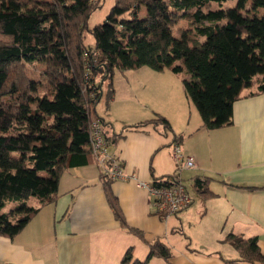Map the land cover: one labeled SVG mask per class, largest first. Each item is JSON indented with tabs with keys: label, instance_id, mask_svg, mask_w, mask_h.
I'll return each instance as SVG.
<instances>
[{
	"label": "trees",
	"instance_id": "16d2710c",
	"mask_svg": "<svg viewBox=\"0 0 264 264\" xmlns=\"http://www.w3.org/2000/svg\"><path fill=\"white\" fill-rule=\"evenodd\" d=\"M228 1L234 3L223 7ZM102 4L0 0V236L14 237L39 207L58 198L67 168L95 158L91 121H99L105 152L117 159L107 144L120 134L107 136V123L95 111L103 95L107 106L113 100L115 70L185 71L184 94L206 130L232 124L233 104L245 89L256 85L249 96L264 92V0H113L90 29V16ZM181 22L188 27H178ZM85 32L92 46H85ZM148 123L160 125L162 134L170 130L161 116L129 126ZM30 197L38 206L27 204ZM9 203L15 207L7 210ZM225 241L238 254L228 263H264L255 237L229 233ZM154 255L172 253L155 241L144 260H132L128 249L120 264H147Z\"/></svg>",
	"mask_w": 264,
	"mask_h": 264
},
{
	"label": "crops",
	"instance_id": "0c3cea01",
	"mask_svg": "<svg viewBox=\"0 0 264 264\" xmlns=\"http://www.w3.org/2000/svg\"><path fill=\"white\" fill-rule=\"evenodd\" d=\"M123 72V93L113 80L108 116H97L106 121L107 136L120 134L107 151L127 177L103 178L92 156L67 168L58 198L39 207L14 237L0 236V264H120L128 249L132 260L141 261L155 241L172 256L154 255L147 264H231L238 254L225 241L229 233L255 237L264 255V92L249 96L256 85L245 89L233 104L232 124L206 130L180 79L171 83L164 71L146 67ZM120 104L125 108L118 111ZM160 116L169 122L167 133L150 123L129 126ZM174 144L195 158V169L177 172ZM171 176L188 190L191 203L164 217L155 210V196L137 181Z\"/></svg>",
	"mask_w": 264,
	"mask_h": 264
},
{
	"label": "built area",
	"instance_id": "2783aa9c",
	"mask_svg": "<svg viewBox=\"0 0 264 264\" xmlns=\"http://www.w3.org/2000/svg\"><path fill=\"white\" fill-rule=\"evenodd\" d=\"M91 148L96 162L100 167L101 175L110 179H125L122 164L116 158H111L104 149L103 137L101 136L99 121L97 119L90 123ZM172 157L180 164L177 172L182 169H195L197 164L192 155H184L178 144L172 146ZM138 185L146 188L155 196V210L163 213L164 217L176 214L186 209L191 203V196L188 190L179 180L173 176L160 181L159 183H144L137 181Z\"/></svg>",
	"mask_w": 264,
	"mask_h": 264
},
{
	"label": "rangeland",
	"instance_id": "374dc122",
	"mask_svg": "<svg viewBox=\"0 0 264 264\" xmlns=\"http://www.w3.org/2000/svg\"><path fill=\"white\" fill-rule=\"evenodd\" d=\"M228 3L224 4L223 7H226V6H229V5L233 4L234 1H228ZM112 5H113V0H103L102 7L97 9V10H95L91 14L90 19L88 21V27L91 29L94 25H96L98 23H101L103 21V19L105 18V16L107 15V13L109 12V9L111 8ZM249 5L250 4L247 5V8L249 7ZM211 7H212V9H215L217 7V5L214 4ZM178 27H188V26L186 25V22H181L178 25ZM176 32L178 34V31H176ZM84 34H85V41H84L85 42V46H92L93 43H94L93 36L89 32H85ZM32 68H34L35 71H30V74L33 77H36V74L39 71L40 67H39V65H35ZM34 69H32V70H34ZM163 71H164L163 73H165V75L169 79V82H171V83H173L171 81L172 77L174 79H177V80L180 79L181 81H183V79H186V77H187V73L185 71L180 72L179 75L170 72L168 69H165ZM112 79L116 82V84H120L121 94H122L123 90L125 88V83H126V78H125L124 72L123 71H119V70H115L114 73H113V78ZM258 80H259V76L256 78V82H258ZM103 89L105 90V85H103ZM104 94H106V90L104 91ZM106 103H107L106 102V97H105V95H103V98L95 105L96 114L101 116V117H103V118H106L108 116V115H106V106H107ZM190 103H192V102H190ZM124 108H125V106L123 104H120L118 106L117 110L119 111V110L124 109ZM113 122H115V121L113 120ZM39 174L42 175V176H45V173H43V172H40ZM190 192H191V189H190ZM36 204H37L36 198L30 197L28 199V205L35 206ZM14 207H15L14 203H9L8 205H6V209L7 210H9L11 208H14ZM184 228H185L184 230H186L187 233L192 232L190 229H188L187 226H185ZM182 237L184 238L185 235L183 234ZM187 239H189V238H187ZM190 239H189L190 246H192ZM185 242H187V240H185Z\"/></svg>",
	"mask_w": 264,
	"mask_h": 264
}]
</instances>
